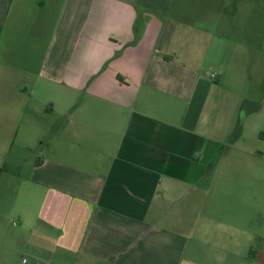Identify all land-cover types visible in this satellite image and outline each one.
<instances>
[{
    "label": "crops",
    "instance_id": "1",
    "mask_svg": "<svg viewBox=\"0 0 264 264\" xmlns=\"http://www.w3.org/2000/svg\"><path fill=\"white\" fill-rule=\"evenodd\" d=\"M243 1L0 0V264H264Z\"/></svg>",
    "mask_w": 264,
    "mask_h": 264
},
{
    "label": "rangeland",
    "instance_id": "2",
    "mask_svg": "<svg viewBox=\"0 0 264 264\" xmlns=\"http://www.w3.org/2000/svg\"><path fill=\"white\" fill-rule=\"evenodd\" d=\"M245 1H247L248 3L246 5L245 4H239L238 9L239 10H246V9L251 10V11H248V13H246V14L249 15L248 18L251 20H252V16H253L252 22H253L254 26L264 24V1H261V0H244L243 2H245ZM210 10H212V8ZM249 12H251V13H249ZM210 13L212 14V12H210ZM189 18L191 20H193V22L196 23L197 25H200V24H198V23H200L199 21H206V22L208 21V20H206L207 17L201 18L203 20H201L199 16H192ZM242 18H243V15L241 14V12H239V16L237 17V20H236L237 21L236 23L239 25V27H242V23H241ZM239 59H241L240 56H238V60ZM245 60H246V62H244L245 65L243 66V68H245V70H248V69H250V65L248 62L249 61V55L246 56ZM18 148H19L18 146H14L13 155L16 156L17 150L19 152H24V151L19 150ZM37 149L38 148L35 147V148H33L32 152L31 151L24 152V154H21L22 158L26 159L27 157L28 158L29 157H32V158L38 157L39 151Z\"/></svg>",
    "mask_w": 264,
    "mask_h": 264
},
{
    "label": "built area",
    "instance_id": "3",
    "mask_svg": "<svg viewBox=\"0 0 264 264\" xmlns=\"http://www.w3.org/2000/svg\"><path fill=\"white\" fill-rule=\"evenodd\" d=\"M215 77H216V74L215 73H212L209 75V80L210 81H214L215 80ZM23 264H26V260H23Z\"/></svg>",
    "mask_w": 264,
    "mask_h": 264
}]
</instances>
